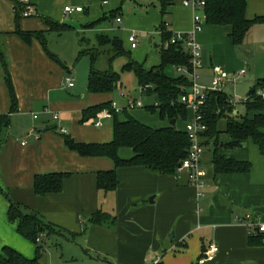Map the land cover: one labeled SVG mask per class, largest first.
<instances>
[{
	"label": "crops",
	"instance_id": "1",
	"mask_svg": "<svg viewBox=\"0 0 264 264\" xmlns=\"http://www.w3.org/2000/svg\"><path fill=\"white\" fill-rule=\"evenodd\" d=\"M22 1L0 0V34L7 46L10 76L17 97L13 109L6 71L0 63V116L4 118L0 125V254L5 255L4 247L8 246L28 259L37 256L35 243L22 236L17 231V223L9 220L8 211L13 202L48 223L52 230L48 235H57L74 246L69 249L66 259L63 254V264H148L156 256L162 257L160 264H264V236L249 235L248 228L235 221L237 216L247 213L264 221V147L251 138L235 147L225 146L233 142V138L225 132L226 121L224 125L222 120L217 136L202 137L206 167L202 196L190 182L187 171L178 169L175 174H159L144 166L116 167L114 160L107 156H84L69 148L66 135L85 143L102 144L114 139L113 118L104 119L101 126H96L97 118L82 122L83 113L88 108L114 101L113 92L92 93L87 90L85 94H78V91L74 94L71 89L76 87V79L73 77L70 86L65 82L69 72L73 75V71L49 49L48 44V50L56 58L37 37L27 43L18 35L16 5ZM135 1L146 7V17H152L160 24L164 22L172 31L187 32L193 27L195 12L184 6L182 0H174L165 16H162L159 0ZM31 2L35 13L23 17L20 27L23 31H42L46 38L50 33L62 35V32L50 30L42 17L67 23L68 14H88L99 2L102 10L110 3L109 0ZM66 6H83L84 9L67 13ZM120 7L115 9L118 11L116 17L102 20L94 27L86 25L117 11L103 12L102 16L91 18L80 29L67 23L70 25L67 30L77 33L80 47L84 34L95 33L97 40L98 34L116 32L114 23L125 20ZM245 14L250 20L264 16V0H248ZM118 16L122 18L121 22L117 20ZM230 32L228 25L212 24H205L197 32L203 56L198 80L202 85H211L215 66L232 75L244 69H236L238 46L229 38ZM253 34L256 39L264 41V23L253 25L243 44H249V37L255 38ZM164 72L171 77L184 74L175 65H167ZM234 84L229 81L223 87L232 99L229 91ZM149 96L155 98L148 106L157 105V97ZM129 100L136 99H128V103ZM121 107L123 110L118 112L121 120L126 119V110L142 121L139 118L142 116L130 113L127 106ZM57 113L60 119H55ZM246 114L247 110L241 114L235 104V119L242 121ZM248 115L252 117L254 113ZM178 122L179 119L176 126H179ZM61 127L67 132L63 133ZM161 127L165 126L155 128ZM177 128L186 130V126ZM216 150L227 159L249 163V170L217 173L214 166ZM120 155L130 158L133 151L122 148ZM114 169L119 180L117 187L108 191L100 189L97 173ZM52 173L68 174L62 191L38 195L34 190L35 177ZM98 211L109 218L100 223L92 222L91 216ZM43 236L47 235H42L40 243ZM213 243L218 246V251L205 255ZM45 253L46 249L42 257ZM74 254L87 261L71 263L67 259L74 261ZM40 264L51 263L48 258L44 261L41 258Z\"/></svg>",
	"mask_w": 264,
	"mask_h": 264
},
{
	"label": "trees",
	"instance_id": "2",
	"mask_svg": "<svg viewBox=\"0 0 264 264\" xmlns=\"http://www.w3.org/2000/svg\"><path fill=\"white\" fill-rule=\"evenodd\" d=\"M174 0H159L162 16H165L168 7ZM204 16L206 24L228 25L231 27L229 38L236 46L242 45L253 25L264 23V16H259L253 20L246 17V6L248 0H205ZM25 4L16 5V25L18 35L30 43L33 37H37L44 45L49 54L56 58L47 48L45 33L23 31L20 27L21 19L24 16ZM117 12L104 16L100 20L86 25L94 27L102 20H110L116 17ZM43 21L50 26V30L63 32L70 25L60 23L53 19L42 17ZM162 62L159 66L147 71L141 65L130 61L125 65L126 70H134L140 81L141 86L150 84L152 87L147 89L144 94L155 95L158 99L157 105L148 106V110H159L162 118L186 119L189 108L181 102V96L191 86L192 82L187 74H181L177 77L168 76L164 69L167 65L177 67L184 66L191 68L190 54L182 44L166 43L170 40L172 31L164 24H161ZM98 44L108 46V52L111 54V61L115 57L127 55L124 51L123 40L118 35L98 34ZM3 37L0 34V60L6 71V80L9 85L13 100V109L16 106L17 97L15 88L8 70L6 53L3 50ZM83 44L81 43V47ZM90 53L82 48L79 51V57ZM99 52H94L92 56V67L88 78V91L92 93H112L118 86L119 74L111 68L106 71H99L96 68V60ZM264 90V78L258 81L248 93L247 100L243 103L246 106L247 114L242 121L235 119L233 111L236 100L232 99L225 90H210L207 99L202 106V115L204 121L208 124V130L202 134V137L217 136L220 132L218 127L222 120L226 121L225 132L231 135L233 142L225 146L235 147L240 145L241 141L253 139L261 148L264 147V98L259 93ZM113 101H106L92 106L84 111L82 122L90 118H98L103 110H109L112 113L114 123V139L109 143H85L77 142L71 136L66 135V143L69 148L78 151L84 156H107L114 160L116 167L124 166H144L152 172L159 174H175L179 165L187 156L190 147V139L187 131L178 129L176 124L161 128L152 127L137 118L131 116L125 110V120L119 118L118 112L112 108ZM254 115L249 117L248 113ZM0 116V125L2 123ZM203 142V141H202ZM204 144V142H203ZM122 148H131L133 156L123 158L120 155ZM214 166L217 173H235L247 172L250 168L249 163L240 162L235 159H227L219 153L214 154ZM98 175V186L105 191L115 189L119 183L116 170L101 171ZM67 173H52L38 175L35 177L34 190L38 195L60 192L63 189L64 180ZM8 217L11 222L17 223V231L25 238L31 240L37 246V256L34 259H28L11 247H4L5 255L0 254V264H40L43 255L44 246L38 241L41 235H48L52 232L51 226L44 222L36 213L24 211L21 206L11 202L8 211ZM109 215L98 211L91 216L90 220L94 223H100L108 219ZM257 237H262L259 235Z\"/></svg>",
	"mask_w": 264,
	"mask_h": 264
},
{
	"label": "rangeland",
	"instance_id": "3",
	"mask_svg": "<svg viewBox=\"0 0 264 264\" xmlns=\"http://www.w3.org/2000/svg\"><path fill=\"white\" fill-rule=\"evenodd\" d=\"M109 2L108 5L103 6V10L100 8L101 2H99V5L94 8L92 7L88 14L86 12H83L81 15L74 13L68 14L65 21L75 26L77 29H80L81 25L87 23L91 18L97 19L99 16H102L101 14H103V12L110 13L117 11L115 9L121 6L119 10L122 11L125 20L120 24L115 22L114 26L117 31L111 32L110 34H117L122 38L124 51L127 55L115 57L114 60L111 61V54L108 52L109 47L100 46L98 40L94 38L95 33H81L80 35L84 34L85 36H82L81 40L83 46L80 47L79 36L72 30L64 31L62 35L56 33L47 35L46 42L48 47L52 52L58 55L62 63L73 71L72 76L76 79V87L71 90L72 92L74 90V94L76 91L79 92L78 94H85L88 92V78L92 67V56L94 52H99L95 63L97 70L106 71L111 68L119 74L120 79L118 81V86L113 92L114 101L117 102L119 106H127L128 108V99L141 100L143 106L128 108L131 111L130 113L139 114L142 116L139 118L142 119L143 122L149 123L153 127L169 126L171 125V120L161 118L159 112L148 110L147 106L154 101L155 97L146 95L142 92L136 72L134 70L128 71L125 69V65L130 61L136 62L146 70H151L161 64V24L153 21L152 17H146V7L136 3L135 0H109ZM129 32L135 33L136 35V48H133L129 41ZM252 36H255V38L251 39L249 37V44H242L237 47L238 55L237 61L235 62L236 69L244 68L247 74L235 81L232 91H229L236 100L237 108L241 114L246 113L243 101L247 100L249 91L258 84L260 79L264 78V41L260 38L256 39V34ZM4 42H2L3 50L6 53L5 58L8 70L11 72L10 58L9 54H7V46ZM82 48L87 49L90 53L79 57V50ZM0 63H2L1 60ZM70 73L72 72H69V74ZM122 94L125 96H122ZM192 115V110L189 109L187 118L179 119L178 125L180 127H185L187 122L192 119ZM223 123L225 125L224 120L221 124ZM206 153L207 156L211 158L210 151L206 149ZM83 218L86 217L84 216ZM68 238L72 239V237ZM42 244L44 249L47 250V253L42 257V261L48 258L51 264H63L64 262L61 260L63 254L66 256L63 258L66 259L69 249H73L72 247H74L72 244H68L67 240L57 235L43 236ZM67 260L71 261V263L78 261L84 263V261H87L85 257L81 258L75 254L74 261L72 259Z\"/></svg>",
	"mask_w": 264,
	"mask_h": 264
},
{
	"label": "built area",
	"instance_id": "4",
	"mask_svg": "<svg viewBox=\"0 0 264 264\" xmlns=\"http://www.w3.org/2000/svg\"><path fill=\"white\" fill-rule=\"evenodd\" d=\"M22 3L25 4L24 16H31L35 13V7L31 0H23ZM184 6L192 8L195 12L193 17V27L190 31L187 32H175L172 31L170 40L166 43V45L170 44H182L185 49L190 54L189 64L191 68H187L184 66H179L178 70L187 74L191 79L190 88L182 94L181 102L185 104L189 109L192 110V119L186 124V131L188 133L190 139V147L188 148L187 156L182 160L180 170L187 171L190 182L197 187L198 195H204L203 188L206 185L205 175L206 168L203 164V155H204V144L202 142V134L208 130V124L204 121L202 115V106L207 99V94L210 90H223L225 87V83L229 81H237L240 77L246 74L245 69H241L238 72H235L233 75L226 71L224 68L220 66H215L213 68V77L211 81V85L205 86L202 85L198 80L200 78V69L203 67V56L201 45L197 40L196 34L201 31L203 26L206 24L205 16H204V8L206 5L205 0H182ZM84 9L83 6L72 7L66 6L65 10L67 13L72 11H82ZM119 22L122 21L120 16L117 17ZM129 41L132 44V47L135 48L136 44V35L135 33L130 34ZM74 81V78L71 74H68L66 77V85L70 86ZM150 84L146 86H141V90L143 93L146 92L147 89L151 88ZM264 98V90L259 92ZM122 96H124L122 94ZM143 106L140 100H129L128 108H135ZM112 108L116 112L123 110V107L119 106V104L115 101L112 102ZM35 117L37 115L35 114ZM55 119H60V115L55 114ZM112 113L109 110H103L102 113L99 114L95 124L96 126H101L103 124V120L106 118H111ZM61 131L63 133L67 132L65 127H61ZM236 223L245 225L248 228L249 235L251 236H264V221L257 219L253 213H247L243 216H237L235 218ZM41 238H38L40 241ZM218 246L216 244H211L209 249L205 252L206 254H215L218 251ZM162 261L161 256L154 257L148 264H160Z\"/></svg>",
	"mask_w": 264,
	"mask_h": 264
},
{
	"label": "water",
	"instance_id": "5",
	"mask_svg": "<svg viewBox=\"0 0 264 264\" xmlns=\"http://www.w3.org/2000/svg\"><path fill=\"white\" fill-rule=\"evenodd\" d=\"M171 124L175 125L176 124V119L171 120ZM179 167H181V164L179 165Z\"/></svg>",
	"mask_w": 264,
	"mask_h": 264
}]
</instances>
